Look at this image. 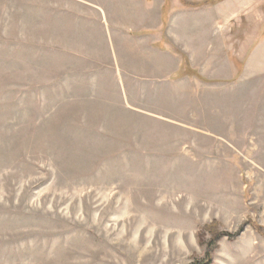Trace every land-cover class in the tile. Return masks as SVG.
Masks as SVG:
<instances>
[{
    "label": "rangeland",
    "instance_id": "obj_1",
    "mask_svg": "<svg viewBox=\"0 0 264 264\" xmlns=\"http://www.w3.org/2000/svg\"><path fill=\"white\" fill-rule=\"evenodd\" d=\"M226 1L0 0V264H264V126L243 115L264 116L243 74L264 0L215 28L200 9ZM203 22L238 68L216 88L159 49L199 51ZM215 232L235 235L212 252Z\"/></svg>",
    "mask_w": 264,
    "mask_h": 264
},
{
    "label": "crops",
    "instance_id": "obj_2",
    "mask_svg": "<svg viewBox=\"0 0 264 264\" xmlns=\"http://www.w3.org/2000/svg\"><path fill=\"white\" fill-rule=\"evenodd\" d=\"M149 5V4H148ZM160 7V6H159ZM162 10V6L160 7ZM158 9V11H155L156 8H154L153 5L146 7V17L144 18L145 23L144 27L148 28H154L150 25V21H154L151 16L159 14L158 21H160L161 17L160 15H164L163 12ZM225 9L227 11V14L234 13L235 12V0H227L226 2H221L217 4L216 6H210V7H202L200 9V13L202 16L208 17V16H214L216 19L215 28L220 26L224 22L223 20V12H225ZM186 13V10L181 9V13L178 17L184 18V14ZM156 19V18H155ZM207 19V18H206ZM159 23V22H158ZM175 23V22H174ZM177 23V22H176ZM175 23L176 26H180V23L178 25ZM160 25V24H159ZM156 24V27L159 26ZM174 25V26H175ZM199 26H202L203 29H199V31H203V34L201 35V39L199 42V45L197 47L199 48V51L197 48L195 49L194 46L190 48L189 46L181 45L178 40H175L173 44L176 46V53L170 49L167 45H160L159 49L163 51L165 54H168L169 60L173 61V66L171 67V71L168 73V77L173 78L174 80L178 81L180 80L181 83L182 80H187L188 83L195 84L199 86L201 81H211L212 85L217 87V85L222 84L223 80L226 79L228 81H232L235 79L236 74L238 73V68L235 65V62L231 60V57H227V72L225 71L224 67V51L227 47V44L223 41L222 37L218 38V36L214 39H212L213 34L208 37L207 30L205 29L207 27V22L201 23ZM160 27V26H159ZM158 29V28H157ZM178 27H171V32L168 31V36L172 38L177 37ZM197 30V32H199ZM223 32L217 31L214 33V35L220 34L221 36ZM255 37V36H253ZM255 38H250L245 41L239 50L238 55L244 59L249 54V49L251 47V44L255 42ZM194 47V48H193ZM183 54L182 59L177 58V53ZM167 52V53H166ZM159 53V52H157ZM191 66V67H189ZM193 71L199 73V75L202 76V79L195 75H191L189 72ZM188 72V73H187ZM250 75L252 74L251 80L256 82L257 80L259 82H262L264 84V39L258 43L255 48L252 50V52L248 55L247 61H246V67L244 68L243 74ZM249 79V78H248ZM205 81V82H206ZM179 82V81H178ZM237 90V84H235V91ZM196 93V91L194 92ZM255 95V94H254ZM256 100V99H255ZM253 99L250 103L251 105H248V108H245V112H243L244 118L247 120L249 124H247V127L250 126H264V116L261 117L260 113L256 117V102ZM261 101V100H260ZM243 117V116H242ZM236 118V116H235ZM258 121V122H255ZM261 121V122H260Z\"/></svg>",
    "mask_w": 264,
    "mask_h": 264
},
{
    "label": "trees",
    "instance_id": "obj_3",
    "mask_svg": "<svg viewBox=\"0 0 264 264\" xmlns=\"http://www.w3.org/2000/svg\"><path fill=\"white\" fill-rule=\"evenodd\" d=\"M191 75H195V76H197V77H199V78H202V76L201 75H199V73H197V72H193V71H190L189 72ZM257 229L259 230V231H261V232H264V227L263 226H257ZM212 232V231H211ZM235 234H232V233H229V232H226V233H223V232H215L214 234H213V238H212V240H210L209 241V247L210 248H212L213 247V250H212V252L214 251V244L215 243H217L218 242V240H220L222 237H229V238H233V236H234ZM212 262H213V259H212V254H210L209 253V255H208V257H207V259L203 262V264H212Z\"/></svg>",
    "mask_w": 264,
    "mask_h": 264
}]
</instances>
